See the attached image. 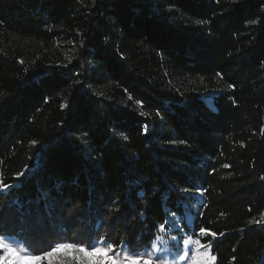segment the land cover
<instances>
[{"label": "trees", "instance_id": "obj_1", "mask_svg": "<svg viewBox=\"0 0 264 264\" xmlns=\"http://www.w3.org/2000/svg\"><path fill=\"white\" fill-rule=\"evenodd\" d=\"M57 40L67 65L27 47ZM262 129L264 0H0L7 233L143 251L167 221L165 240L224 232L217 264H264Z\"/></svg>", "mask_w": 264, "mask_h": 264}, {"label": "snow or ice", "instance_id": "obj_2", "mask_svg": "<svg viewBox=\"0 0 264 264\" xmlns=\"http://www.w3.org/2000/svg\"><path fill=\"white\" fill-rule=\"evenodd\" d=\"M224 167L229 165L225 164ZM27 171L29 169L25 168L23 172H17L15 181L19 182V177ZM15 186V183H4L0 177V192L11 191ZM172 215L175 216L176 213L173 212ZM250 223L264 224V216ZM166 224L167 221L158 225L155 239L143 246V251L139 250L138 245L128 241L117 245L104 234L89 236L87 242L58 239L54 243L48 242L41 246L0 229V264H175L176 260L183 264H217V256L212 252L213 243L208 241V238L215 241L218 236H224V232L217 233L201 226L194 235H168L165 240V236L161 234L170 231ZM169 241L172 242L170 247Z\"/></svg>", "mask_w": 264, "mask_h": 264}, {"label": "rangeland", "instance_id": "obj_3", "mask_svg": "<svg viewBox=\"0 0 264 264\" xmlns=\"http://www.w3.org/2000/svg\"><path fill=\"white\" fill-rule=\"evenodd\" d=\"M83 3H90L91 0H80ZM29 51H36L41 54L43 51H46L49 59V63L52 65H67L73 58L76 56L77 46L67 40H57L50 44H43L40 42H30L28 45ZM30 170V169H29ZM201 198L200 194H197ZM189 216L190 213H189ZM174 255V254H173ZM171 259V257H168ZM175 264H183L179 260H176Z\"/></svg>", "mask_w": 264, "mask_h": 264}]
</instances>
